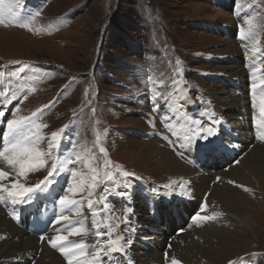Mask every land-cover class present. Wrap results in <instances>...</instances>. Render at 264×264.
<instances>
[{"label":"rangeland","instance_id":"1","mask_svg":"<svg viewBox=\"0 0 264 264\" xmlns=\"http://www.w3.org/2000/svg\"><path fill=\"white\" fill-rule=\"evenodd\" d=\"M214 1L218 2V0H22V8L18 10L19 23H8L6 20L4 24H0V93L5 94L0 95V106H3L0 110H5L8 116H13L18 108L19 111L15 112L17 119L31 117L33 112H37L35 123L44 126L39 131L45 137L38 147L44 152L48 151L47 141L51 138V133L61 129L63 133L59 148L54 149L51 155L46 157V165L28 172L19 182L34 187L52 170L53 160L60 165L62 161H74L79 154L84 158L83 162L63 163L54 174L53 183L49 187L53 186L59 191L58 199L64 194L77 201L84 199L83 205H77L81 207V216L75 215L76 208L72 206L68 207V213L70 218H76V222L81 221L88 229H92V217L87 199L99 200L100 204L95 209L100 213L97 219L102 225L112 223L115 228L113 239L124 232L125 226L121 224V219L126 218L123 211L133 203L135 210L140 213L141 222L153 223L147 216H150L149 212L145 210L148 194H143L147 190L153 187L162 190L161 185L172 184V181L168 183L169 179L175 180L181 176L187 179L183 187L177 189V193L196 194L192 176L188 174L187 177L182 169H176L177 172H174L175 169L163 171V166L161 170L157 169L158 158H153L150 153L152 160L148 158L143 148V145H146L145 140L141 139V134L137 136L138 130L135 125L142 123L144 128L141 130H146V125H149L157 128L158 132H164L165 135L172 137L169 127L164 129L159 121L152 117L149 119V116L141 111L144 109L142 102L150 92H153L154 98L162 92L165 96L170 93L181 96L183 87L188 88L194 98L200 99L202 93L211 97L217 103L218 110L223 113L224 101L230 100V109L234 113L243 109L260 115L259 107L253 108L251 103L253 96H256L257 104L260 99L258 91L252 88L255 81L249 80L248 76L242 77V80L231 70L230 76L238 83H242L237 87L232 84L227 75L229 73L225 74L227 76L225 79L222 78L223 73L220 70L225 66L235 64L242 66L252 62L249 56L240 55V52L234 54L236 50L232 49H236L238 45L233 34L240 29L237 27L238 30H234L229 25L234 14L236 17L238 13L245 17L252 16L244 23V27L251 25L254 31L246 35L259 32L263 39L264 0H245L246 3L257 1L255 11H250L251 9L245 6L241 8L242 11L234 12L217 7ZM37 12L40 13L39 16L35 15ZM21 23H27L29 26L21 27ZM225 25L230 28L232 34L225 33L223 30ZM10 40L18 42L20 46L3 47L4 41ZM242 42L245 44L246 40ZM262 44L264 50V40ZM260 59L264 78V56L262 55ZM177 61L180 63L177 64ZM177 69L180 70V74H177ZM149 77L152 79L149 80ZM184 79L186 84L182 87L177 81ZM225 91H229L233 96L226 97ZM234 96L244 97L245 100L239 102ZM135 101L140 104L139 107L135 105ZM40 109L43 111H38ZM258 119L259 116L248 121L251 125L249 133L256 141L264 137V129L256 123ZM149 120L152 121L151 124ZM169 121H171L169 124H182ZM212 129L217 133L215 128ZM156 135L153 138L159 139V135ZM126 137L136 139L138 144L124 148L127 145L123 144ZM210 138L198 139L195 142L210 145ZM222 142L227 143L223 140ZM252 144L254 143H251L250 148H254ZM100 148L105 152L101 153ZM105 160L110 162L108 169L105 168ZM87 164L97 170L98 179L103 178L106 170L110 171L114 175L115 183L108 184L109 191L104 190L103 184L100 185L92 196H88L87 191L67 193L69 184L74 181L70 173L63 170L68 166L74 167V170L87 176L92 174ZM163 164L160 161V165ZM123 170L133 175L125 178L120 175ZM60 178H64L65 182H60ZM209 179L212 180L213 177L209 176ZM125 180L132 185L131 202L124 201L113 191L116 185L124 183ZM261 180L262 178L258 176L253 180V184H241L250 191H245L241 187L238 189L242 194V208L239 212L241 216L247 214L254 220L257 225L253 227L241 226L239 222L229 218L228 213H225V210H228L225 202L215 197L206 198V207L201 215H205L209 205L214 208L212 212L221 211L223 216L214 221H205L199 226V231L207 224L212 226L215 236L213 243L208 240L211 245L204 243L199 237L209 251L202 253L201 257L196 259V264H229L230 261L234 264L248 253L259 252L260 256L264 257V182L260 183ZM8 183L10 187L11 181ZM140 195L145 197L144 200H140ZM0 196L7 200V203L0 202L6 218L13 220V207L20 204L13 205L7 192L0 193ZM205 196L200 197L198 201ZM167 197L170 198V195ZM36 198L33 193L31 203H36L34 205L37 208V200L40 198ZM105 200L110 211L103 208ZM28 203H23L24 207ZM147 209L149 210V205ZM127 217L129 228L130 220L129 216ZM76 222L71 224V227L79 226ZM190 225L193 223L186 228L189 233L194 227ZM128 235L131 236L130 233ZM179 236L178 234L176 239ZM80 239L79 236L78 242ZM173 241L167 245L168 254L171 253ZM94 242V237L89 236L87 243ZM4 247L6 246L0 244V252ZM173 257L184 264L178 257ZM115 260V264H124V257H119V254L115 255ZM162 262L167 264V260ZM0 264L20 263L7 259L4 262L0 260Z\"/></svg>","mask_w":264,"mask_h":264},{"label":"bare ground","instance_id":"2","mask_svg":"<svg viewBox=\"0 0 264 264\" xmlns=\"http://www.w3.org/2000/svg\"><path fill=\"white\" fill-rule=\"evenodd\" d=\"M263 40H264V36L262 39V36H260L259 32L258 33L253 32L249 35V39L246 40L245 44L248 45L247 48L251 52H253L256 56L262 57V55L264 56V50L262 46ZM4 42L5 44L3 45V47L19 45L18 42H11V40L4 41ZM232 50H236L234 54H239L238 47ZM259 61L261 62V59H259ZM260 62L254 65V67L256 68L255 81L258 84L260 83V80L263 78V72H261L262 67H261ZM242 66L241 64L225 66L220 70V72L223 74L229 73L227 74L229 75V78L233 81L234 80L236 81L234 77L230 76L231 75L230 71L233 70L235 75L239 76L238 78L243 80L242 77H246V74L250 72L253 73V71H248L247 69H244ZM184 70L186 71L187 69H184ZM226 94H227L226 97L233 96L229 91H227ZM234 98L239 100V102L241 101L243 102L245 100L244 97L239 98L237 96L236 97L234 96ZM224 102L225 104L222 105V110H224V113L218 110V108L215 105L211 104V106L214 109L217 108V110L224 116L219 123L222 126L221 128L222 132L231 135L233 139L228 140L227 143H224L222 142V137L219 134H216L215 136L210 138L211 143L208 147L205 148L206 150L219 151L223 149V147L227 146L232 156L227 157L228 163L224 166L225 167L224 169H222L220 166H217L218 168L216 170L205 168L202 164L207 162V159L205 158L204 153L203 155H201L202 151L200 150H198L197 152V161L195 162V165L188 164L185 161H180L171 152L172 148L170 147L168 142L163 140L162 138L148 139L144 141L146 145H143V144L141 145H143L145 153H147L146 155L148 156L149 159H151L152 157L158 158L157 161L159 163V167L157 169L161 170L162 168L161 166H163L164 167L162 169L163 171L165 169H169L170 171H173L175 169L174 172H177L176 169L179 168V169H182V172L183 171L185 172L187 177H188V174L191 175L193 189L195 193L197 194V195L196 194H192V195L196 196L198 200L200 199V197H203L204 195H206L204 197L205 199L208 197L209 199L215 197L219 199L220 201L226 203V207L228 208V210H225V213H228L229 218H232L234 221L239 222L241 226L248 225V226L253 227L257 225L254 222V220L247 214H245L244 216H241L239 212V210L242 208V200H241L242 194L238 191L240 187H237L234 184L229 183V181H235L236 184H239V185L253 184V180L257 179V177L260 176L262 178L260 183L264 182V148L261 147V146H264V137H260L259 141H256L254 139V136H252L249 133V129L251 128V125L248 121H250L251 116L249 114L247 115L244 112L245 110L243 109L240 112L234 113L230 109L231 108L229 104L230 100H225ZM245 107L246 106L243 105L244 109H246ZM135 127L137 128L136 130L139 131L142 128H144V125L142 123L136 124ZM5 128L2 131L3 133L7 131L6 125H5ZM136 130H135V133H136ZM150 134L152 136L154 135V132H152L151 130H148L147 135H150ZM126 143L127 145L124 148L131 147L132 145L138 144L136 139H133L130 137L124 138L123 144H126ZM180 143H182L181 140H176V145H179ZM251 143H254L252 144V146L254 145L253 146L254 148H250ZM192 146H194V144H192ZM149 153L152 155V157L149 155ZM160 161L163 162L164 164L160 165ZM187 165H190L193 168H190ZM0 168H4L5 171H9V168L6 162L3 161L2 156H0ZM175 174L177 175V173ZM176 175L175 177H177ZM209 176H212L213 179L210 180ZM218 177L220 178L219 180H217ZM62 182H65V180L63 179ZM50 188H53V186L49 187V189ZM159 193H160L159 195H153L150 192L145 193V194H148V200L145 203L148 202L150 206H153L157 198H164L165 200H173L175 197L181 198L180 193H177L175 196H172L169 193L161 192V191ZM57 194L58 193L56 190H50L49 192L48 191L46 192L37 191L34 193V195H36L37 198H40L38 199L39 203H38L37 208H39L40 206L42 208H47L49 205H51L52 202H55L56 205L58 206V209H60L58 212L60 217L62 215L69 217L68 222H65V221L58 222V220L56 221V223L54 224V226H52V229L50 231V238L57 235L58 230H63L60 234L66 235L67 232L71 229V224H74L77 220L76 218L75 219L72 217L70 218L69 213H68V208L62 207L59 204L58 199H57ZM168 195H170V198L167 197ZM188 195H191V194H188ZM47 198H49L50 200L48 201ZM198 200L197 202H199ZM216 202L218 203V201ZM131 207L134 209V211L132 214L128 215L129 220H130V226H131L129 228L135 229V231L129 232L133 243L130 246V250L127 253V255L133 258L136 264H163L162 260H167V264H170V259L166 258V256L164 257V254H163L164 248H167V245L170 243L166 241V238H165L166 234L163 233V236H164L163 237L161 228L159 226H155V224L151 223L150 221L141 222L140 217H139L140 213L135 210L134 203ZM3 208L5 209L4 206ZM23 208H25L23 204H20V206H14L13 207V211H14L13 217H16L17 215H19L21 213L20 211H22ZM213 209L214 208L208 205L205 211V215L212 214ZM11 220L6 218L4 210L2 209L0 205V244L6 246L0 252L1 261L4 262L7 259L8 260L12 259L14 261L19 262L20 264H29L32 261H34L33 264H64V263L68 264V260L70 259L69 257H66L63 255V260H62V258L57 254V252L51 249L47 245L46 240L42 238L37 239V237L30 236L29 234H27V232L23 231L13 221L14 218L12 220L13 222ZM59 224H63V226H59ZM74 227H78V226H74ZM224 227H227V226H224ZM186 228L187 226L184 228V230L181 233H179L180 235L179 238L177 239L175 238L176 240L174 239V241L172 242L171 253L168 254L167 252V254L169 257H173V256L178 257L180 260L183 261L184 264H196V259H198V257L202 253L205 254L206 251H209L206 248L207 246L205 247L203 245V242L206 244L208 243L209 245H211L214 242L215 235H213L214 232L212 230L214 228H212V226H209L207 224L205 228L199 231L198 230L199 226H194L192 229L193 231L191 233H189L187 231L188 228L187 229ZM156 229L159 230L158 233H155ZM78 237L79 236H70L69 240L67 242H64L65 246L67 247V246H70L72 243L78 242L77 240ZM199 237L201 238L203 242L200 240ZM209 239L212 243H210V241L208 242ZM8 240H11V242H7ZM180 251L181 253H179ZM36 255H39V257L35 258L34 256ZM88 258L91 259L90 256ZM73 264H77V261L75 258H73Z\"/></svg>","mask_w":264,"mask_h":264},{"label":"snow or ice","instance_id":"3","mask_svg":"<svg viewBox=\"0 0 264 264\" xmlns=\"http://www.w3.org/2000/svg\"><path fill=\"white\" fill-rule=\"evenodd\" d=\"M22 8V0H0V24H4L7 20L8 23H19V13L18 10ZM36 16H39L40 13H35ZM21 27H28L27 23H21ZM240 38L242 40H248L249 35H246L243 31L240 32ZM245 47H248L245 44ZM177 64L180 62L177 61ZM256 69H253V78L255 80ZM177 74H180V70L177 69ZM149 80L152 78L149 77ZM252 88L259 92V104H257L256 96L252 98V107H259V119L256 123L264 128V78L260 80L259 85L255 82L252 84ZM0 95H5L0 93ZM159 95V94H158ZM7 99V98H6ZM156 98H154L155 100ZM11 103V101H8ZM50 106V105H49ZM3 106H0L2 108ZM154 110L158 111V107ZM17 108L15 112H18ZM38 111H43L40 109ZM15 112L13 113L14 118L8 119L6 122L7 131L3 134L7 146L3 148V151L0 152L3 161L6 162L9 171H5L4 168H0V193L7 192L8 197L11 198V203L13 205L23 204L26 202H31L32 194L40 191L46 192L48 186L53 183V176L58 171L59 167L63 163H82L84 158L79 154L76 155L74 161H62L60 165L53 160L51 164V171L48 172V175L44 180L38 182L34 187H28L24 183H20L21 178L26 177V174L30 171H35L39 168H43L46 163V157L51 155V152L54 149L59 148L60 143L62 142V133L63 129L60 131H54L51 133V138L47 141L48 151H42L38 145L45 140V137L40 134V129L44 127L43 125L35 123V118L37 117V112H33L31 117H20L19 119L15 118ZM5 116V110H0V122H3V117ZM150 124L151 120L148 121ZM154 126V125H153ZM170 128V135L176 137V140H181L182 143L178 145L179 148L185 149L190 148L193 144V141L198 139L206 140L209 137L215 136L217 133L212 129H193V128H181L179 130L172 129L171 125H167ZM163 140L167 141L172 146L176 145V140L170 139V136H162ZM100 152L104 153L105 150L100 148ZM183 155V153H181ZM90 168L92 174L85 175L82 172H77L76 170L71 171V177L73 178V183L69 184L67 188V193L75 194L77 192L87 191L88 196H92L95 189L100 185H104V190L109 191L108 184L115 183L114 175L106 170L103 174L102 179H98V173L95 168H91L90 164L86 165ZM110 167V162L105 160V168ZM125 178L131 177L133 174L128 172L120 173ZM220 178L218 177L217 180ZM9 181H11L9 187ZM90 181V183H89ZM229 183L234 184L237 187L244 188L245 191H250L243 185L236 184L235 181H229ZM183 187V185H181ZM132 185L127 183L125 180L124 183L116 185L114 194H118L124 200L131 202L133 199V192L131 191ZM160 193L153 190V195H159ZM19 197L20 199H17ZM0 202L7 203V200L0 196ZM59 204L62 207L68 208L69 206L75 207V215L81 216L82 211L81 207L77 205H83L84 199L77 201L69 197L68 194L59 196ZM100 204V201H94L92 199H87V206L91 213V224L92 229H88L84 226L81 221H77L79 224L78 227H71L67 234H60L63 230H58V234L49 238L47 243L53 248L58 249L64 256L69 257L68 264H73V258L76 259L77 264H115V255L120 254L124 257V264H136L135 260L127 255L130 250V246L133 241L128 235L129 232H134L135 229H130L127 227L129 221L126 219H121V224H123L124 232L120 235H116L113 239V233L115 228L111 222L101 224V221L97 219V216L100 215L95 209L97 205ZM105 210H109V205L106 200L103 204ZM134 209L132 207H126L123 211V216H128L132 214ZM223 216L222 212L214 211L211 215H200L197 213L192 217L193 225L200 226L205 221H214L218 217ZM14 219L16 217H13ZM86 219V218H85ZM109 221L111 217H108ZM59 221H69L68 216H61L58 219ZM119 227V225H117ZM94 229V231H93ZM70 236H80L81 239L79 242L72 243L70 246H65L64 242L69 240ZM94 237V243H87L88 237ZM6 238V237H5ZM43 239V237H42ZM166 258L170 259V264H181V262L175 257H169L166 253ZM91 257L89 259L88 257ZM233 264V262H229Z\"/></svg>","mask_w":264,"mask_h":264}]
</instances>
